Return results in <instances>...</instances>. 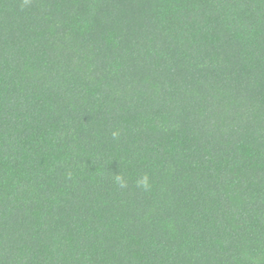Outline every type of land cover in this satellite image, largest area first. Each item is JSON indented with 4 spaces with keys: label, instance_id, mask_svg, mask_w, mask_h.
<instances>
[{
    "label": "trees",
    "instance_id": "obj_1",
    "mask_svg": "<svg viewBox=\"0 0 264 264\" xmlns=\"http://www.w3.org/2000/svg\"><path fill=\"white\" fill-rule=\"evenodd\" d=\"M0 264H264V0H0Z\"/></svg>",
    "mask_w": 264,
    "mask_h": 264
},
{
    "label": "clouds",
    "instance_id": "obj_2",
    "mask_svg": "<svg viewBox=\"0 0 264 264\" xmlns=\"http://www.w3.org/2000/svg\"><path fill=\"white\" fill-rule=\"evenodd\" d=\"M27 3V0H25ZM118 136V133H113V138H116ZM116 182L120 184L121 187H126V182L124 181L123 177L120 175L116 176ZM138 186H143L145 189L148 188V178L145 176L142 180L138 181Z\"/></svg>",
    "mask_w": 264,
    "mask_h": 264
}]
</instances>
